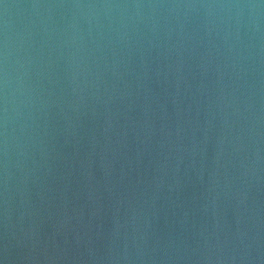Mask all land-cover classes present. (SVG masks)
Segmentation results:
<instances>
[{"label": "water", "instance_id": "obj_1", "mask_svg": "<svg viewBox=\"0 0 264 264\" xmlns=\"http://www.w3.org/2000/svg\"><path fill=\"white\" fill-rule=\"evenodd\" d=\"M0 264H264V0H0Z\"/></svg>", "mask_w": 264, "mask_h": 264}]
</instances>
